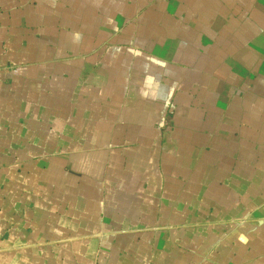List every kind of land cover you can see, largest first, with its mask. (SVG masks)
Returning a JSON list of instances; mask_svg holds the SVG:
<instances>
[{"label": "crops", "instance_id": "0c3cea01", "mask_svg": "<svg viewBox=\"0 0 264 264\" xmlns=\"http://www.w3.org/2000/svg\"><path fill=\"white\" fill-rule=\"evenodd\" d=\"M0 264H264V0H0Z\"/></svg>", "mask_w": 264, "mask_h": 264}]
</instances>
